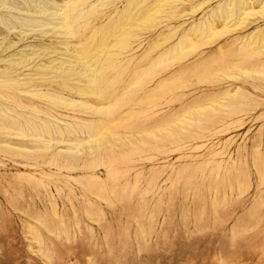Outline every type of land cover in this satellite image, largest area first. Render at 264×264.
<instances>
[{"label": "rangeland", "instance_id": "1", "mask_svg": "<svg viewBox=\"0 0 264 264\" xmlns=\"http://www.w3.org/2000/svg\"><path fill=\"white\" fill-rule=\"evenodd\" d=\"M129 1L74 6L95 3L72 43L91 28L96 38L110 31L95 51L99 94L57 108L65 120L100 126L92 140L82 127L65 136L81 139L72 145L0 141V264H264V76L237 70L256 84L248 99L214 103L223 116L197 115L189 75L206 46L177 44L207 9L193 11L195 0ZM252 19L246 33L261 41L264 17ZM9 77L1 95L23 78Z\"/></svg>", "mask_w": 264, "mask_h": 264}, {"label": "bare ground", "instance_id": "2", "mask_svg": "<svg viewBox=\"0 0 264 264\" xmlns=\"http://www.w3.org/2000/svg\"><path fill=\"white\" fill-rule=\"evenodd\" d=\"M76 1L0 0V62L4 63L0 69L9 70L6 76L0 75V84L11 80L9 75L23 76L21 83H18L21 79L5 83V88L14 89L11 94H0L4 101L0 98L1 142H6L2 138H7L9 145L20 148L26 146L12 142L13 139L38 145H60L62 142L72 145L81 141L78 137L65 139L74 129L86 127L85 142H90L100 128L84 119L76 120L75 116L72 121L65 120L57 110L60 107L75 110V106L88 105L87 98L97 96L101 86L99 76L104 65L96 63L95 51L98 40L106 42L108 39H104L110 31L96 38L91 28L84 41L78 38V42L72 43L71 39L77 34L75 24L85 19L95 5L90 3L77 9L74 7ZM131 1L129 5L137 0ZM255 6L260 9L255 10ZM201 7L207 9L201 24L189 27L177 47H182L186 39L185 43L191 48L199 46V40L206 46L205 57L193 63L189 93L199 91L191 103L197 115L207 116L211 112L218 117L219 113L226 115L227 110L214 108V103L228 107L231 100L248 99L249 91L256 85L244 75L245 79H238L237 70L251 69L264 76V69L260 68L264 67V58L260 56L264 53V34L258 41L255 30L246 33V28L254 21V14L261 13L264 17V0H195L192 4L193 11ZM126 21L127 18L121 20L122 29ZM199 64L203 66L202 72L196 71ZM74 68L79 71H72ZM25 69L32 73L24 74ZM50 73L56 74L51 84L45 81ZM35 97L47 103L35 104L32 101ZM13 108L30 112L32 116L20 118Z\"/></svg>", "mask_w": 264, "mask_h": 264}]
</instances>
